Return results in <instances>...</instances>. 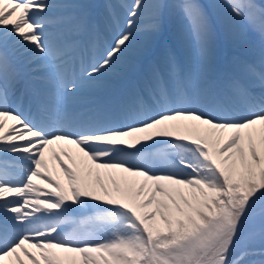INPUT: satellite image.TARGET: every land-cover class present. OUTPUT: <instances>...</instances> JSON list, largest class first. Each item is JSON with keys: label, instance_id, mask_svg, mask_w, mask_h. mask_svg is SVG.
I'll return each mask as SVG.
<instances>
[{"label": "snow or ice", "instance_id": "6c2138e0", "mask_svg": "<svg viewBox=\"0 0 264 264\" xmlns=\"http://www.w3.org/2000/svg\"><path fill=\"white\" fill-rule=\"evenodd\" d=\"M83 7L0 0V264H264V0Z\"/></svg>", "mask_w": 264, "mask_h": 264}, {"label": "rangeland", "instance_id": "374dc122", "mask_svg": "<svg viewBox=\"0 0 264 264\" xmlns=\"http://www.w3.org/2000/svg\"><path fill=\"white\" fill-rule=\"evenodd\" d=\"M74 5H82L83 7V11L86 12L88 14V22L89 25L91 26L92 24H94L96 26V31H97V47L98 48H103L106 44V42L109 40L108 37V32H104L102 29V25L100 23V21H97L99 18L101 20V17H103V13L106 12H110L111 10L114 11V7H123V1L124 0H103L104 2V8H102L99 11H97V7L95 8L93 6V3L91 2L92 0H72ZM202 2H206V0H202ZM214 2L216 3H223L224 0H214ZM106 5H111V8L109 9L108 7H106ZM112 13V17L113 20L117 21V18H119V15H115V13ZM96 19V21H94ZM115 21V22H116ZM92 23V24H91ZM149 23L148 18L145 16L143 18L138 19L137 21V28L136 30H142L143 27ZM117 26V24H116ZM116 26L114 28H116ZM74 39H77L79 41H81L82 43H86L88 41V34L87 32H83L78 36H74ZM163 38L166 40H169V43L172 45V47L177 51L178 55L182 56V52L179 48V45L177 44V42L175 41L174 38H170V29L168 27V25H165V29L163 32ZM135 44H139L140 43V39L139 37L137 38V41L134 42ZM240 54V50L235 48L233 45H231L229 42H227L224 39L223 33L220 32L218 30V35H217V41H216V45H215V49H214V62L218 65V66H222L221 63L219 64L218 62V58H220V60L224 61V65L231 59V57H233L234 55H239ZM79 67V62H77V68ZM102 79L101 81L104 82V84L106 85L105 87H102L100 89L97 90V93L100 92H107L109 90V87L113 84L118 83L119 81H116V78H112V76H101ZM247 260H252V259H256V257H247Z\"/></svg>", "mask_w": 264, "mask_h": 264}, {"label": "bare ground", "instance_id": "6f19581e", "mask_svg": "<svg viewBox=\"0 0 264 264\" xmlns=\"http://www.w3.org/2000/svg\"><path fill=\"white\" fill-rule=\"evenodd\" d=\"M49 2H55L57 4H63V5H74L72 0H49ZM91 2L93 3V6L95 8L97 7L96 10L99 12L102 8H104L103 0H92ZM123 2L124 3L122 4L123 5L122 8L121 7H114V11H112V10L110 12L105 11L102 14L103 17H101V20H100V18L97 20V21H100L103 31L106 33L108 32L109 38L112 34V31L115 29L114 27L116 26V24H117L116 27H123L126 24L127 8L129 6H131V4L133 3V0H124ZM111 12L115 13V15H119V18H117V21L113 20ZM94 21H96V19ZM10 51H11V49H10ZM222 65H224V61H222ZM112 78H114V77H112ZM97 79L101 80L102 77H98ZM116 81H117V79H116ZM20 87L22 88L23 86L21 85ZM103 94H105V92L97 93V95H103ZM17 95H19V92L17 93ZM25 104H26V101H25ZM10 106H15L14 100H10Z\"/></svg>", "mask_w": 264, "mask_h": 264}]
</instances>
